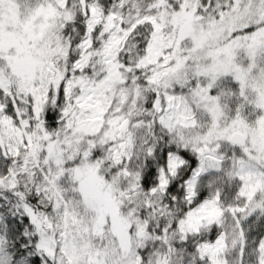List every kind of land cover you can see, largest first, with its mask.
<instances>
[{"label":"snow or ice","instance_id":"snow-or-ice-1","mask_svg":"<svg viewBox=\"0 0 264 264\" xmlns=\"http://www.w3.org/2000/svg\"><path fill=\"white\" fill-rule=\"evenodd\" d=\"M0 264H264V0H0Z\"/></svg>","mask_w":264,"mask_h":264}]
</instances>
